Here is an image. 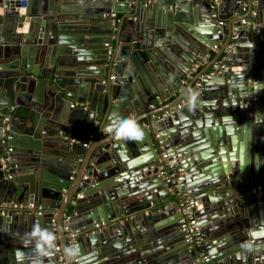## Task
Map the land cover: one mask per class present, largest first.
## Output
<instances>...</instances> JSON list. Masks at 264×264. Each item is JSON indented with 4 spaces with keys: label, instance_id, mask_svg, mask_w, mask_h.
Masks as SVG:
<instances>
[{
    "label": "water",
    "instance_id": "1",
    "mask_svg": "<svg viewBox=\"0 0 264 264\" xmlns=\"http://www.w3.org/2000/svg\"><path fill=\"white\" fill-rule=\"evenodd\" d=\"M112 12L137 18L115 38ZM218 42L221 68L197 88L191 68ZM175 93L138 120L142 141L113 137L89 151L69 139L82 123L97 131L100 116L107 128L116 111L137 116ZM160 149L183 169L206 262L183 242L177 200L158 175ZM141 166L147 183L137 181ZM78 189L80 264H264V0H0V211L47 210L0 215V264H17L33 224L51 230L53 214L63 236ZM65 244L45 264L59 253L67 264Z\"/></svg>",
    "mask_w": 264,
    "mask_h": 264
},
{
    "label": "built area",
    "instance_id": "2",
    "mask_svg": "<svg viewBox=\"0 0 264 264\" xmlns=\"http://www.w3.org/2000/svg\"><path fill=\"white\" fill-rule=\"evenodd\" d=\"M151 2V0H143V4L147 5ZM244 10V8H243ZM245 21L243 20L242 23ZM221 25L222 22H219ZM212 50L217 49V45H214L211 47ZM208 60V61H207ZM209 59H203L193 65L191 68V74H198L199 68L201 65H209ZM221 62H214L210 64V68L207 72L199 73L198 80L195 83V86L197 88H200L203 83L209 81L214 75L216 70L221 68ZM184 105L183 101H180L176 107L181 108ZM71 107H74L73 104L70 105ZM149 109H154V105H149ZM168 113H171V110H168ZM70 140L74 141L73 138H70ZM85 146V144H84ZM160 159L161 163L158 168V175L162 177V179L166 182L167 186L169 187V190L171 194L174 195V197L177 200L178 203V213L180 214V220H179V229L180 232L183 235V242L191 249L196 248L200 251L201 255V261H208L209 258L206 255V252L203 247V239L200 235V228L197 223V218L193 215L192 211L195 209V200L192 196L186 193L182 187V182L180 180V177L183 175V169L182 168H172L171 162L167 160V155L165 152L160 153ZM82 195L79 193L76 196V199H81ZM73 205L76 206V202H73ZM2 210L0 211V215H7L8 211H12L15 213H19L20 211H24L26 213H33L38 215H43L47 210L42 205H34V204H17L13 203L10 206L6 207V205L2 206ZM78 215L77 210H73L72 212H66L62 216V228L64 232V237L66 239V244L70 245L73 243V241L76 242V235L73 232L71 222L75 216ZM52 222H55V214H53ZM103 226V223L101 225L95 224L94 229H100V227ZM58 249V248H56ZM73 262H76L73 260Z\"/></svg>",
    "mask_w": 264,
    "mask_h": 264
},
{
    "label": "crops",
    "instance_id": "3",
    "mask_svg": "<svg viewBox=\"0 0 264 264\" xmlns=\"http://www.w3.org/2000/svg\"><path fill=\"white\" fill-rule=\"evenodd\" d=\"M73 6H74V4L71 5V7H73ZM244 6L245 5H243L242 10H243V8H245ZM243 13H245V11ZM136 19H137L136 17H133V18L132 17H129L128 18L127 15H125L124 13H121V12H117V13L112 12L111 15L109 16V20L106 22L108 24L109 28L112 30V35L111 34H107V35L112 36V38H115V35L118 34V32L120 30V27L121 28L125 27L124 25L126 24V21H128V22H129V20L136 21ZM224 36H225V34H224ZM221 45H223V42H218L217 49L216 50H212L211 48L210 49H207L206 53L204 54V56L202 58L203 61H204V59L205 60L206 59H209L210 64L213 63L215 61V59L217 58V56H218V53L220 51V47L219 46H221ZM221 60H222V57L218 61H221ZM209 65H205V66L201 65V67L199 68V73H204L206 67H208ZM195 75L197 77V74H193V73L191 74L190 73L189 74V78L191 80H193L194 77H195ZM135 99H136V97H135ZM178 99H179V94L178 93H175L169 99H166L162 103H159L158 105H156L154 109H149V107H148L149 105L148 106L145 105L146 108L144 107V110L142 111V113H140L137 116H133V118L139 120V119H141V117H143V116H145V115H147V114H149L151 112H154L157 109L158 110H161L164 107L170 106L174 101H177ZM71 104H73L74 107H71L70 106V108H76V107L82 106V104L77 105V103H75V102H72ZM84 105L86 106V108L84 107V110L87 111L89 109L88 108V104L85 103ZM94 107L95 106H93L92 109H94ZM95 108L97 109V107H95ZM109 108H110L109 106H107L106 104H104L103 105V108H102V111H101L100 114L102 116L105 115V117L106 116L110 117L109 114H111V113H109ZM120 115L121 114H118V112L116 111V113L112 114V116H111L110 119H112L113 117H120ZM93 126L94 127H98L97 131H94L95 128H91V127H90L91 128L90 131H88V130L83 131V123H82L79 128H77L75 131H73L72 136H71L77 142H79V141L86 142V149H88L89 151L91 149H93V147H96L97 145H100V144H102V143H104V142H106L109 139H111V138L114 137L111 133L108 132V130H107L106 127H103V119H101L100 116L98 117L97 121H94ZM160 150H161V152H165L163 149H160ZM147 154H149V153L148 152L147 153L144 152L143 154H140L137 157H134L133 159H135V158L137 159L139 157H144ZM137 166H139V164ZM148 167L149 166H146V167L141 166V167H139L138 171H135V172L141 173V175L143 176L142 178H140V177L137 176V181H141L143 183H147V181L150 178L144 176L145 173H142V172H143L144 169L147 170ZM14 175L15 176L16 175L17 176H21V175H24V174H23V172H21V173L20 172L19 173L16 172ZM65 192L66 191H62V194L64 195ZM79 193H80V190L78 189V193L75 195L74 198L71 199V201H70V203H69V205L67 207V210L68 211L71 210L70 212H72L73 210H78V207L75 208V206L73 205V202L74 201L76 202V200H77L76 199V196ZM29 204H31V203H29ZM62 205L63 204L61 203L60 206H62ZM80 206L82 207V205H80ZM58 210L53 209L50 212L51 213H55V212H58ZM259 212H260V209H259ZM162 220H165V218H161V221ZM75 228H76V230L84 229L85 228L84 222L81 221V220H78L77 223L75 224ZM51 231L56 232L57 235H58L57 247H56L58 249H55V250H56V252H59L60 251V248H61V243L63 242V239L65 240V237H63L64 235L63 236L61 235V232H60V230L57 227L56 221L55 222H52ZM59 255H60V257L58 258L57 264H58V262L63 263V256L60 253H59Z\"/></svg>",
    "mask_w": 264,
    "mask_h": 264
},
{
    "label": "clouds",
    "instance_id": "4",
    "mask_svg": "<svg viewBox=\"0 0 264 264\" xmlns=\"http://www.w3.org/2000/svg\"><path fill=\"white\" fill-rule=\"evenodd\" d=\"M196 101L197 94L191 91L190 106L195 107ZM107 130L120 141L139 142L144 138L142 127L138 120L133 117H113L107 125ZM57 240L58 235L56 232L43 227L39 222L34 223L25 238V247L28 248V251L16 249L14 252L17 264H45L46 258L54 256ZM62 252L67 264H72L73 260L80 264L83 253L78 242L73 241L70 245H63Z\"/></svg>",
    "mask_w": 264,
    "mask_h": 264
},
{
    "label": "flooded vegetation",
    "instance_id": "5",
    "mask_svg": "<svg viewBox=\"0 0 264 264\" xmlns=\"http://www.w3.org/2000/svg\"><path fill=\"white\" fill-rule=\"evenodd\" d=\"M248 184H249V183H248ZM249 186H251V187H257V189L260 190V189L262 188L263 185H260V186H259V185L255 184V185L253 186V185H250V184H249Z\"/></svg>",
    "mask_w": 264,
    "mask_h": 264
},
{
    "label": "trees",
    "instance_id": "6",
    "mask_svg": "<svg viewBox=\"0 0 264 264\" xmlns=\"http://www.w3.org/2000/svg\"><path fill=\"white\" fill-rule=\"evenodd\" d=\"M75 208H77V205L75 206ZM71 209V208H70ZM71 210L67 211V212H70Z\"/></svg>",
    "mask_w": 264,
    "mask_h": 264
}]
</instances>
